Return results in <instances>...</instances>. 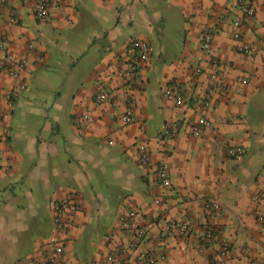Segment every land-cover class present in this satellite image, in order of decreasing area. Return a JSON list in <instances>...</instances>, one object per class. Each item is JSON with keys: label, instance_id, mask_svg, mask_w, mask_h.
I'll use <instances>...</instances> for the list:
<instances>
[{"label": "crops", "instance_id": "1", "mask_svg": "<svg viewBox=\"0 0 264 264\" xmlns=\"http://www.w3.org/2000/svg\"><path fill=\"white\" fill-rule=\"evenodd\" d=\"M41 2L50 6L46 21L36 17ZM206 32L214 35L208 53L200 47ZM0 33L18 55L36 45L27 89L12 103L0 94L10 111L0 156V264H35L51 250L52 203L65 195L79 205L66 243L70 264H143L153 254L164 257L159 264H264V204L254 198L264 190V0H6ZM133 40L149 44L146 65L127 57ZM242 44L254 52L242 54ZM213 75L231 87L206 100ZM53 82L62 84L53 90ZM16 84L0 76L2 88ZM167 89L183 104L166 99ZM102 92L111 100L101 103ZM131 109L132 123H124ZM201 116L212 129L198 138L191 127ZM165 128L177 135L168 138ZM142 143L146 167L137 162ZM231 147L244 157H229ZM158 165L168 169V188ZM208 201L221 205L218 218ZM128 205L147 236L131 250L134 233H118L120 251L105 238ZM178 223L189 224L188 235L167 237L165 225ZM208 227L219 237L204 249ZM221 242L230 244L225 258Z\"/></svg>", "mask_w": 264, "mask_h": 264}, {"label": "built area", "instance_id": "2", "mask_svg": "<svg viewBox=\"0 0 264 264\" xmlns=\"http://www.w3.org/2000/svg\"><path fill=\"white\" fill-rule=\"evenodd\" d=\"M251 1V0H250ZM6 0H0V5H4ZM36 17L40 21H46L50 17V6L46 2H41L36 7ZM255 13L253 7H248L246 14L252 17ZM12 23H17L15 18L11 19ZM236 37H238L236 35ZM214 35L211 32H206L201 39V50L208 53L213 47ZM35 43H29L27 54L18 55L14 52L9 51L7 47V41L5 36L0 33V76L5 75L10 79L17 82L14 88L4 89L0 85V94H3L8 103H12L16 97L23 93L27 89V80L31 76L32 71L29 65V54L35 52ZM239 51L242 54H252L254 49L248 44H242L239 47ZM126 55L130 59L135 60V63H143L146 65L150 60V46L147 42L141 40H133L129 43L126 48ZM39 63L43 65L45 63L44 57H39ZM133 65L132 68H136ZM199 73V71H198ZM242 84H246V80L242 81ZM231 86L227 82L220 83L216 75L212 76V84L209 93L206 94V100L210 98V94L217 89H229ZM116 95V94H115ZM115 95L113 97H115ZM164 96L168 100L176 102L178 105L183 104V98L176 94L174 91L167 89ZM111 96L102 92L98 95V100L101 103H106L111 100ZM209 105L205 103V108ZM132 111L129 110L127 115L122 118L124 123H132ZM9 119L10 111L0 107V156L2 155V144L6 140L9 133ZM90 118L85 115L84 120L88 121ZM212 129V122L204 116L199 117L192 125L191 132L195 137H202L204 134ZM165 135L172 139L177 135V130L172 128H165ZM229 157L233 159H242L245 155V151L242 147H231L228 150ZM138 165L146 167L151 162V155L149 147L146 143H142L138 148ZM156 172L160 178L163 187L168 188L171 185L168 169L164 165H158ZM254 198L264 204V190L254 195ZM129 206V205H128ZM206 211L209 213L211 219H216L221 213V205L217 201H208L205 205ZM52 219L54 223V233L49 239L48 247L51 250H47L40 260L36 261L35 264H70L65 257L66 243L68 235L74 226L75 218L79 212V205L77 197L75 195H65L55 199L52 203ZM259 221L264 223V209L259 215ZM167 237H181L184 238L190 232L189 224L178 223V224H167L164 227ZM131 231L134 233L133 241L128 245V249L134 250L138 247L140 241L145 239L147 236V228L141 226L139 222V212L133 206H129L126 211L118 217V228L113 234L106 236V242L108 244L115 245L117 250L124 251L122 244L116 240L118 233ZM219 233L216 228L208 227L205 230L202 248H207L209 245L218 242ZM230 254V244L227 242H221L219 248V256L225 258ZM164 259L161 255H150L144 260L143 264H159ZM110 263L114 262V258L108 259Z\"/></svg>", "mask_w": 264, "mask_h": 264}, {"label": "rangeland", "instance_id": "3", "mask_svg": "<svg viewBox=\"0 0 264 264\" xmlns=\"http://www.w3.org/2000/svg\"><path fill=\"white\" fill-rule=\"evenodd\" d=\"M54 70V69H53ZM47 74H49V75H51V76H53L54 75V72H52V71H50L49 73H47ZM56 74V73H55ZM54 84V85H53ZM56 84H62V83H60V82H53L52 83V85H53V90H54V86H56Z\"/></svg>", "mask_w": 264, "mask_h": 264}]
</instances>
